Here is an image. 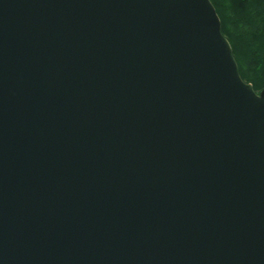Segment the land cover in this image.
I'll return each instance as SVG.
<instances>
[{"label":"water","instance_id":"95a60500","mask_svg":"<svg viewBox=\"0 0 264 264\" xmlns=\"http://www.w3.org/2000/svg\"><path fill=\"white\" fill-rule=\"evenodd\" d=\"M211 0H0V264H264V92Z\"/></svg>","mask_w":264,"mask_h":264},{"label":"trees","instance_id":"16d2710c","mask_svg":"<svg viewBox=\"0 0 264 264\" xmlns=\"http://www.w3.org/2000/svg\"><path fill=\"white\" fill-rule=\"evenodd\" d=\"M211 2L221 20V31L232 46L240 76L259 94L260 85L264 84V64L261 63L264 53V0H234V19L232 15H227L223 7L230 4V0ZM232 27L242 34L241 39ZM258 67L259 74L256 70Z\"/></svg>","mask_w":264,"mask_h":264},{"label":"rangeland","instance_id":"374dc122","mask_svg":"<svg viewBox=\"0 0 264 264\" xmlns=\"http://www.w3.org/2000/svg\"><path fill=\"white\" fill-rule=\"evenodd\" d=\"M231 6V9H229V7ZM235 2H234V0H230V4L228 3V4H225V5H223V7L225 8V11H226V13H227V15L229 16V15H232L233 16V19L236 17V15H235ZM227 8V9H226ZM229 9V10H228ZM232 29H233V27H232ZM234 30V29H233ZM231 31V30H230ZM235 32H236V30H234ZM237 33V32H236ZM238 35H239V37H240V39H241V37H242V34H239V33H237ZM262 64H264V53H263V56H262V62H261ZM261 67V66H260ZM257 70V74H259L260 73V71H259V67L256 69ZM251 85V84H250ZM252 86V85H251ZM260 87H261V90L258 92L259 94H261L262 92H264V84L262 83L261 85H260Z\"/></svg>","mask_w":264,"mask_h":264}]
</instances>
